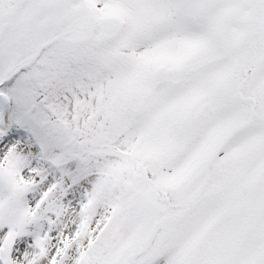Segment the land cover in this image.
<instances>
[{
    "label": "snow or ice",
    "instance_id": "1",
    "mask_svg": "<svg viewBox=\"0 0 264 264\" xmlns=\"http://www.w3.org/2000/svg\"><path fill=\"white\" fill-rule=\"evenodd\" d=\"M0 264H264V0H0Z\"/></svg>",
    "mask_w": 264,
    "mask_h": 264
}]
</instances>
